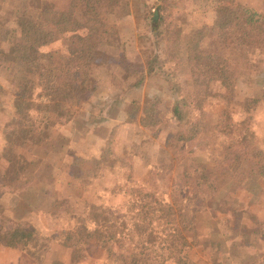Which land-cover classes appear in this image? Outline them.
Here are the masks:
<instances>
[{"label": "trees", "instance_id": "trees-1", "mask_svg": "<svg viewBox=\"0 0 264 264\" xmlns=\"http://www.w3.org/2000/svg\"><path fill=\"white\" fill-rule=\"evenodd\" d=\"M124 1L69 0L67 8L59 11L47 0H21L15 22L1 24L0 65H21L26 78L12 90L11 117L4 127L0 150V161L4 160L6 167L0 166V180L13 181L28 168L21 149L47 143L56 124L69 118L75 107L99 90L106 66L119 69L123 80L133 77L119 30L108 22ZM220 1L200 0L211 20L187 27V31L184 26L162 25L160 6L148 12L145 22L149 42L158 53L153 51L144 57V71L128 88L137 89L148 76L170 82L175 75L166 72V64L173 63L176 69L183 61L192 85L203 87L216 81L231 92L240 70L255 68L261 62H256L255 56L264 53V11L241 4L221 5ZM59 33H69L73 45L58 56L43 52L42 48ZM210 38L216 40L215 47L227 53L206 46ZM112 50L116 52L113 56ZM202 101L198 97L191 100L189 95L173 97L169 119L178 128L167 136L165 146L175 152L176 159L189 154L197 137L210 128L201 111ZM261 102L264 90L260 98L241 102L246 117L238 123L226 108L220 111L214 128L226 139L221 143L222 163L232 161L237 166L245 160V144L256 139L249 126L252 112ZM131 116H139V124L146 128L157 127L163 121L157 104L149 98L143 100L139 110L134 108ZM107 162L113 163L104 156L95 161L91 171L77 167L70 176L86 178ZM251 172L264 180V155L251 165ZM213 176L203 165H197L193 175L185 170L184 184L169 198L156 191L135 189L127 180L110 192L113 197L123 196L121 204L106 207L85 203L71 211L74 224L57 233L56 239L23 224L6 228L3 218L0 247L23 250L40 263L50 244L58 241L71 249L70 263L78 264L85 258V244L93 240L113 264H195L189 255L193 241L188 235L195 231L197 214L205 208L206 197L214 189ZM258 264H264V259Z\"/></svg>", "mask_w": 264, "mask_h": 264}, {"label": "rangeland", "instance_id": "rangeland-1", "mask_svg": "<svg viewBox=\"0 0 264 264\" xmlns=\"http://www.w3.org/2000/svg\"><path fill=\"white\" fill-rule=\"evenodd\" d=\"M20 1L0 0V27L15 22ZM47 1L59 11L65 10L69 2ZM219 3L264 11L262 0ZM156 6L161 7V24L165 27L179 25L187 31V27L211 20L209 10L200 0H125L108 22L119 30L133 77L123 80L119 69L106 66L99 90L75 107L69 118L56 124L47 143L21 149L29 165L15 180H0V221L5 218L6 228L23 224L36 228L42 236L56 239L57 233L74 224L71 211L85 203L106 207L121 204L123 196L113 197L110 193L116 185L129 180L135 189L156 191L169 198L184 184L185 170L193 175V169L203 165L214 173L211 179L214 189L204 198L205 208L198 212L195 231L188 235L193 241L190 258L195 264H258L264 259V180L251 172V165L264 155V102L252 112L249 126L256 139L245 144L247 156L237 166L232 161L221 162V143L226 139L214 126L224 108L234 122L243 121L246 114L240 103L261 97L264 53L255 56L256 62L261 59L255 68L240 70L231 92L216 81L203 87L192 85L183 61L176 69L173 63L166 64V72L175 75L170 82L148 76L137 89H130L128 85L144 71V57L153 51L158 53L149 42L145 22L148 12ZM215 42L210 38L205 45L226 54L227 51L214 46ZM73 43L69 33H59L42 51L58 56L65 54ZM24 76L21 65H0V150L4 127L11 117L12 90L25 80ZM186 95L191 100L203 99L201 111L210 128L197 137L189 154L176 159L175 152L165 146V139L178 128L169 119L173 97ZM146 98L154 101L161 111L163 121L157 127H143L138 122L139 116L130 117L132 110H139ZM104 156L113 161L112 165L104 163L86 178L70 176L77 167L91 171L95 161ZM0 166L6 167L4 160ZM191 182L192 179L188 181ZM84 249L85 258L78 264H113L93 240L87 241ZM54 262L71 264V249L53 241L40 263H36L23 250L0 247V264Z\"/></svg>", "mask_w": 264, "mask_h": 264}]
</instances>
